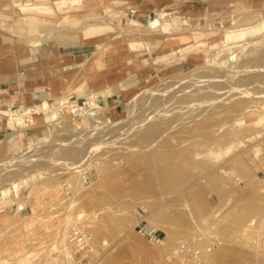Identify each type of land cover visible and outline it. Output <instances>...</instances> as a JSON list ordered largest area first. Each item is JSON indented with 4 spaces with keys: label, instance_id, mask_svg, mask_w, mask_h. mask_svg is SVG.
I'll use <instances>...</instances> for the list:
<instances>
[{
    "label": "rangeland",
    "instance_id": "374dc122",
    "mask_svg": "<svg viewBox=\"0 0 264 264\" xmlns=\"http://www.w3.org/2000/svg\"><path fill=\"white\" fill-rule=\"evenodd\" d=\"M237 1L159 4L180 20L190 19L185 8L193 9V23L201 21L202 29L259 25L264 11H238ZM18 2L0 0V65L13 75L22 57L21 86L43 89L46 78L35 75L50 72L55 55L64 68L54 73L65 71L60 75L70 84L105 48L107 67L128 72L112 83L102 76L81 95L43 93L23 104L42 109L45 101L57 107L62 101L86 110L92 94L101 109L91 115L66 107L57 120L7 131L0 112L6 130L0 136V264H195V252L203 264H264V33L247 35L230 50H206L197 63L177 54L156 68L162 35L150 50L129 52L124 42L137 32L121 23L139 16L147 26L157 18L155 3L136 0L105 13L87 6L60 11L52 1L55 14L36 23L32 34L26 24L17 29ZM89 25L113 30L84 38ZM255 39L261 43L250 42ZM30 46L47 54L29 58ZM127 53L130 60L119 64ZM116 82L113 101L105 90ZM4 103L0 111L23 112L12 100ZM140 206L162 244L135 229L133 211ZM74 230L87 237L80 252L71 242ZM179 241L193 252L170 257Z\"/></svg>",
    "mask_w": 264,
    "mask_h": 264
},
{
    "label": "bare ground",
    "instance_id": "6f19581e",
    "mask_svg": "<svg viewBox=\"0 0 264 264\" xmlns=\"http://www.w3.org/2000/svg\"><path fill=\"white\" fill-rule=\"evenodd\" d=\"M54 2L57 9L60 11L69 12L72 9H81L83 7L100 8L103 12H112L114 8L120 6L131 5L136 0H95L94 2L84 3L83 0H25L15 3L14 6L20 10L21 14L15 21L17 29L23 31L25 25H27V30L29 33L36 32V23L46 21L47 17L55 14L50 2ZM151 3L157 4V18L149 20L147 26H144L140 20L139 16H134L131 19H126L125 17L121 20L122 26L128 28L130 32L133 33L132 36L125 40L124 44L128 46L129 52H133L137 49H143L144 51L150 50L152 44L150 41L154 37L162 35V44L159 46L156 56L153 58V63L156 68L160 67L163 61H170L175 55L179 54L184 63H197L203 59V53L206 50L217 48L221 46L225 51L233 49L241 42L247 35L254 36L259 33H264V19L259 25L251 26L249 28H236V29H226L221 30V28H211L209 25L207 29H202V22L198 21L195 25L193 23L192 13H195L193 9L185 8L187 13H190L189 20H180L179 16H174L172 12H167L164 9L161 10L163 6H160V0H148ZM207 1V0H206ZM235 5V4H234ZM236 9L239 11L249 12L256 9L264 11V0H238L236 2ZM200 11V10H199ZM64 14V13H63ZM67 16L66 18H69ZM199 18V17H198ZM200 20V19H199ZM212 21V20H211ZM72 22V21H71ZM127 24H124V23ZM212 23V22H211ZM73 25V24H72ZM85 27V26H84ZM181 32L175 34V31ZM113 27L111 25H89L84 30V38H89L95 34L112 31ZM114 32V31H113ZM116 32V31H115ZM121 36V35H120ZM56 38V37H55ZM253 44L261 43V40L256 41ZM256 41V42H255ZM35 45L40 44V42H34ZM5 45V44H4ZM34 45V46H35ZM31 47V46H30ZM110 53V49L105 48L103 51L95 53L89 60L82 65V69L78 76H76L70 84L66 82L62 75H53L50 80L51 93H66L68 94H80L84 92L86 87H91L96 85L102 76L109 83L114 82L118 75H125L128 69L121 67L120 69L109 68L106 65L105 57ZM6 58V57H5ZM79 58V57H78ZM261 58L264 59V53H262ZM10 60V59H9ZM118 63L121 64L126 60H130V56L127 54L120 55L118 58ZM55 62L54 59L50 61ZM140 66H137L138 68ZM8 69L3 67L0 73L7 72ZM137 75V74H136ZM43 79V78H42ZM123 91H126V86L122 84ZM95 94V93H94ZM24 95V93H23ZM49 95V94H48ZM85 108L75 105V106H64L65 102L60 101V106H56L55 102L45 101L43 103L42 109L23 108V100H14L13 105L20 106L23 108V112H12L9 108L0 111L4 117L0 114V117L6 118V128L10 130H19L24 127H34L39 121L49 122L57 120L61 115L59 112L64 111V108H71L72 112L79 111L83 116L93 114L92 111L97 107L101 109L100 106H96L95 97L92 94L87 95ZM126 101L129 103L131 97L126 96ZM68 102V101H67ZM42 103V101H37L36 104ZM68 104V103H67ZM262 106H257V109H262ZM1 109V108H0ZM67 112V111H65ZM63 114V113H62ZM101 119V118H100ZM108 119H112L108 117ZM107 119V120H108ZM110 121V120H109ZM40 124V123H39ZM78 125V124H77ZM231 147L225 151L228 153ZM4 152V148H0V153ZM27 152V151H25ZM25 152H23L25 154ZM29 153V152H28ZM20 156V155H19ZM26 156V155H25ZM23 157V156H22ZM20 158V157H19ZM13 161V160H11ZM17 161V160H14ZM11 163V162H10ZM14 163V162H13ZM219 167V166H218ZM214 170V169H213ZM254 221V220H253ZM72 259V258H71ZM23 263V262H21ZM20 263V264H21Z\"/></svg>",
    "mask_w": 264,
    "mask_h": 264
},
{
    "label": "crops",
    "instance_id": "0c3cea01",
    "mask_svg": "<svg viewBox=\"0 0 264 264\" xmlns=\"http://www.w3.org/2000/svg\"><path fill=\"white\" fill-rule=\"evenodd\" d=\"M40 46H37V47H34V46H31V48H32V50H30V53H29V56H27V57H29V58H32V57H34V56H36V55H41V56H43V54H47V52H45V53H39L38 52V49L37 48H39ZM67 54H70V52H68ZM65 55V54H64ZM83 55L84 54H82V55H78L77 57H76V59L77 60H80L82 57H83ZM79 57V58H78ZM62 58L63 57H59L58 55H55L54 57H52V58H49L50 59V61L52 60V59H54L55 60V62H53V63H51L50 61V63H51V65H50V72H47L45 75H39V74H36L35 76L37 77V78H39V79H42V78H46V80H45V83H46V85H47V87H46V85H45V87L43 88V89H38L37 87H30V88H28V87H26V86H21L20 85V80H19V77L22 75V74H25V72L22 70V64H21V62L20 61H22L23 60V58L21 57H19L18 58V60L17 61H19V62H17V64L14 66V68H13V75H11L10 74V69H9V67H7V66H2V65H0L1 67H0V70L3 68V67H6L7 69H8V71L7 72H4V73H0V90L2 89V88H4V87H8L7 89H8V91H9V93L8 94H1L0 93V105H2V106H4L5 105V100H6V104L7 103H9L11 100H12V102L14 101V100H22V99H24V103L25 102H28V103H32V102H35L36 100H39V99H41L42 98V95H43V93H46V94H53V93H51V89H50V80H51V76H53V75H59V74H61V73H65V71H61V72H58V73H54V71L55 70H58V69H63L64 68V66L62 65ZM1 63V62H0ZM70 70V69H69ZM69 70H67L66 71V73L69 71ZM40 74H42V73H40ZM50 74V75H49ZM10 75V76H9ZM6 76H8L6 79H5V77ZM30 76V75H29ZM34 76V77H35ZM39 76V77H38ZM118 85H117V82L116 83H114V85H112V86H108L107 87V90H105L106 91V93H107V95H108V98L109 99H112L113 101H115L114 99L116 98V97H119V88L117 87ZM86 88H88V87H86ZM85 88V89H86ZM89 88H91L90 86H89ZM85 91V90H84ZM23 93H24V95H23ZM84 92H82V93H80L79 95H81V94H83ZM55 94H59V93H55ZM3 98V99H2ZM42 102L43 101H45V100H41ZM120 106V104L119 105H117L116 106V108H118ZM2 126H4V123L3 122H1L0 123V136H5L4 135V132H6V130L7 131H9L10 129H3L2 128ZM5 127H6V125H5Z\"/></svg>",
    "mask_w": 264,
    "mask_h": 264
},
{
    "label": "built area",
    "instance_id": "2783aa9c",
    "mask_svg": "<svg viewBox=\"0 0 264 264\" xmlns=\"http://www.w3.org/2000/svg\"><path fill=\"white\" fill-rule=\"evenodd\" d=\"M137 223L135 225V229L145 237L151 244L153 245H160L163 243V239L158 234V231L149 224L148 222V210L145 207H137L133 211ZM87 237L82 235L78 230H74L71 236V242L76 247V252H80L87 247ZM187 252H193L190 247L187 246V243L184 241H179L176 245L175 249L173 250L170 257L173 255L181 256L185 255ZM195 264H203L201 260L198 259V252H195Z\"/></svg>",
    "mask_w": 264,
    "mask_h": 264
}]
</instances>
